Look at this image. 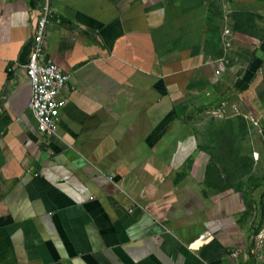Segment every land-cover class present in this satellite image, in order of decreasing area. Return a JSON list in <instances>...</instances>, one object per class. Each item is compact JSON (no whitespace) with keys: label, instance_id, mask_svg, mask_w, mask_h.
<instances>
[{"label":"crops","instance_id":"0c3cea01","mask_svg":"<svg viewBox=\"0 0 264 264\" xmlns=\"http://www.w3.org/2000/svg\"><path fill=\"white\" fill-rule=\"evenodd\" d=\"M43 5L0 0V264H253L264 140H250V186H210L204 115L226 103L264 139V2L51 1L44 60L70 80L50 137L27 74ZM238 12L262 19L238 27ZM224 24L235 39L217 75Z\"/></svg>","mask_w":264,"mask_h":264},{"label":"built area","instance_id":"2783aa9c","mask_svg":"<svg viewBox=\"0 0 264 264\" xmlns=\"http://www.w3.org/2000/svg\"><path fill=\"white\" fill-rule=\"evenodd\" d=\"M51 1L44 0L42 14L35 32L34 48L27 64V74L32 83V97L29 108L34 112L38 130L45 136L56 134L60 121V112L65 106L64 92L68 89L70 74L65 72L62 66L51 61L44 60V52L47 44V26L54 18ZM58 20V19H57ZM233 32L225 27L223 29L222 43L225 45L223 56L219 57V69L216 74L230 65L229 51L233 49L231 42L234 38ZM232 38V39H231ZM207 113L211 116L224 117L226 115V103L210 108ZM211 234H201L197 241H207ZM196 241V242H197ZM195 242V243H196ZM251 245L248 248V257L253 264H264V220L258 219L255 224ZM192 244L191 246H193ZM234 254L233 257H236Z\"/></svg>","mask_w":264,"mask_h":264},{"label":"trees","instance_id":"16d2710c","mask_svg":"<svg viewBox=\"0 0 264 264\" xmlns=\"http://www.w3.org/2000/svg\"><path fill=\"white\" fill-rule=\"evenodd\" d=\"M263 1L264 0H259ZM210 12L214 13L216 12L217 8L215 5H210ZM218 11V10H217ZM210 15L209 24H208V31H207V40H206V50L208 51L210 48V44H212L215 40L216 42H219L220 38V31L219 26L216 23L214 16ZM233 17L236 18L235 22L237 23V26H250V24H254V20L256 18L262 19L259 15H256L254 13L249 12H238L234 13ZM244 29V28H243ZM215 56H220V52L214 54ZM177 107H180L177 105ZM243 119L242 117H238ZM231 129V128H229ZM225 130H228V128H221L218 130V133L216 135L218 137H223V139L226 136ZM216 132V130H215ZM264 132V130H263ZM213 134H215L213 132ZM245 133L242 135L244 136ZM224 135V136H223ZM227 144L230 143V138L227 142ZM234 145V144H233ZM235 147V145H234ZM205 150H209V153H211V162L207 166V184L216 188L223 190L229 189V188H235L237 190H245L247 186H250V184L253 183V176H251V163L250 160L248 162L247 158H241V155L238 156V152L234 148L235 152L225 149L224 146L220 145H212L205 147ZM234 153V154H233ZM237 156H234V155ZM240 157V158H237ZM243 157V156H242ZM246 161V162H243ZM250 180H246L244 177L248 176Z\"/></svg>","mask_w":264,"mask_h":264},{"label":"rangeland","instance_id":"374dc122","mask_svg":"<svg viewBox=\"0 0 264 264\" xmlns=\"http://www.w3.org/2000/svg\"><path fill=\"white\" fill-rule=\"evenodd\" d=\"M225 27H228L230 29L229 26H225V24H224L223 29ZM233 35H234V38L231 42L232 48L234 46V39H235L234 32H233ZM221 44H222V51L220 52V56H223L222 53L225 52V45L222 43V38L220 39V46H221ZM209 109L210 108H207V110H209ZM246 111H249L248 108ZM204 117H205V119H204L205 125L210 127V133H209L210 141L209 142L212 143V145H220L221 144L229 152H230V150L235 152V150H234V148H235L236 151L238 152V156L241 155V158H247L248 162L250 160V155H248L249 150L251 148L250 140L251 141L253 140L255 142H259L261 140H264L263 135H261L262 125H261V127H259L251 119L244 117L242 115L235 116V115H230V114L226 113V115L224 117H219V116H215V115L211 116L208 113H205ZM235 117H237V118H235ZM238 117H242L243 119L238 118ZM212 128H215V129L212 130ZM221 128H228V130H225V132L227 134H226L224 139H223V137L221 138V137H218L216 135V133H218V130H220ZM229 128H231V129H229ZM215 130H216V132H215ZM213 132L215 134H213ZM243 133H245L244 136L242 135ZM229 138H230V143H232L231 145L227 144ZM236 142H238V145L235 144ZM233 144L235 145V147ZM234 156H237V155L235 154ZM237 158H240V157H237ZM243 162H246V161L243 160ZM260 204H261L262 213H263L264 205L261 201H260ZM254 211H255V213L259 214V211H260L259 205H256L254 207Z\"/></svg>","mask_w":264,"mask_h":264}]
</instances>
